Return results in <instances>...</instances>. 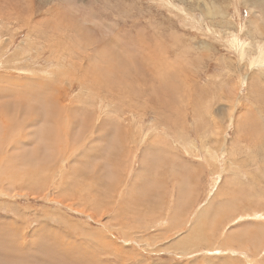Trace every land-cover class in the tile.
<instances>
[{
  "label": "rangeland",
  "instance_id": "1",
  "mask_svg": "<svg viewBox=\"0 0 264 264\" xmlns=\"http://www.w3.org/2000/svg\"><path fill=\"white\" fill-rule=\"evenodd\" d=\"M263 55L264 0H0V259L264 264Z\"/></svg>",
  "mask_w": 264,
  "mask_h": 264
},
{
  "label": "bare ground",
  "instance_id": "2",
  "mask_svg": "<svg viewBox=\"0 0 264 264\" xmlns=\"http://www.w3.org/2000/svg\"><path fill=\"white\" fill-rule=\"evenodd\" d=\"M264 56V55H263ZM263 56H260V58H262V59H264V57ZM66 71V70H65ZM51 107V106H50ZM56 108L57 109H60V111H58V110H56ZM53 107V110H54V112H57V113H63L62 112V108L63 107H60L59 105H57V107ZM66 110V109H65ZM65 114H66V112H65ZM64 114V115H65ZM166 134V133H165ZM9 142V141H8ZM225 142V141H224ZM217 149V148H216ZM156 156V155H155ZM2 171V170H1ZM246 173V172H245ZM11 260V261H10ZM28 259H25V261L28 263V264H47L48 263V261L47 260H45V259H30V262L29 261H27ZM13 261H15V259H0V264H5L6 262H11L12 264H15ZM66 261L67 262H69L70 264L71 263H73V259H66ZM47 262V263H46ZM76 263V262H75Z\"/></svg>",
  "mask_w": 264,
  "mask_h": 264
}]
</instances>
